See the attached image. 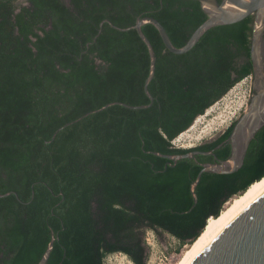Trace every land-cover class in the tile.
I'll list each match as a JSON object with an SVG mask.
<instances>
[{"label": "trees", "instance_id": "1", "mask_svg": "<svg viewBox=\"0 0 264 264\" xmlns=\"http://www.w3.org/2000/svg\"><path fill=\"white\" fill-rule=\"evenodd\" d=\"M144 17L178 48L208 19L192 0H0V264H39L51 244L47 264L114 254L147 264L148 232L190 246L264 178V126L238 172H205L197 186L213 157L155 154L192 153L174 141L252 76L254 16L210 29L183 55L144 25L153 105L101 110L151 103L149 50L137 30L115 28ZM234 126L197 149L229 159Z\"/></svg>", "mask_w": 264, "mask_h": 264}, {"label": "water", "instance_id": "2", "mask_svg": "<svg viewBox=\"0 0 264 264\" xmlns=\"http://www.w3.org/2000/svg\"><path fill=\"white\" fill-rule=\"evenodd\" d=\"M192 1L200 3L201 9L208 16V19L194 31L188 42L181 48L173 44L165 27L152 17L139 18L136 24L128 29L114 26L116 29L123 31L137 30L149 50L151 59L150 73L145 82L144 90L151 103L131 106L122 102H114L106 105L101 110L113 105H121L134 110L148 109L153 105L154 97L149 91V85L156 74L157 57L152 43L142 30L144 25L152 24L158 30L167 50L177 55H183L191 51L210 29L217 26L237 24L250 16H254L251 61L253 66V90L257 91L258 94L235 124L227 140L231 145V156L229 159L220 160L213 152H201L204 155L215 156L217 163L200 164L203 169L195 182L194 186H197L205 172L221 175H230L238 172L244 164L251 141L264 126V0ZM106 22L109 23V21ZM104 23L101 24V28ZM155 154L163 158L173 159L175 162L181 158L194 157L192 153L175 157ZM6 195H0V197ZM51 247L39 264H47ZM188 264H264V188L225 220L196 251Z\"/></svg>", "mask_w": 264, "mask_h": 264}, {"label": "rangeland", "instance_id": "3", "mask_svg": "<svg viewBox=\"0 0 264 264\" xmlns=\"http://www.w3.org/2000/svg\"><path fill=\"white\" fill-rule=\"evenodd\" d=\"M23 1L20 0V2ZM253 91L251 76L238 83L204 116L199 117L188 131L174 141V145L180 148H192L201 144L216 132L225 130L232 121L239 118L247 110ZM147 243L150 248V257L147 264H177L188 247H180L177 239L163 232H148ZM106 264L134 263L123 254H114L106 259Z\"/></svg>", "mask_w": 264, "mask_h": 264}, {"label": "bare ground", "instance_id": "4", "mask_svg": "<svg viewBox=\"0 0 264 264\" xmlns=\"http://www.w3.org/2000/svg\"><path fill=\"white\" fill-rule=\"evenodd\" d=\"M209 111V110H208ZM264 188V178L249 187L242 195L234 197L224 207L218 218L209 221L200 237L184 251L182 258L177 264H188L196 251L205 243V241L214 233V231L227 220L235 211L250 200L255 194Z\"/></svg>", "mask_w": 264, "mask_h": 264}, {"label": "flooded vegetation", "instance_id": "5", "mask_svg": "<svg viewBox=\"0 0 264 264\" xmlns=\"http://www.w3.org/2000/svg\"><path fill=\"white\" fill-rule=\"evenodd\" d=\"M258 94V92L257 91H253L252 92V95H251V97H250V100H249V104L251 103V101L253 100V98L256 96ZM246 111H244L243 112V114L245 113ZM243 114L242 115H240V117L239 118H237L236 120H234V121H232V123H230L229 124V126L225 129V130H221V131H219V132H216V134H214V135H212V136H210L209 138H207L204 142H202L201 144H199V145H197V146H195V148L192 150V154H193V156L194 157H201V156H208V157H213V160L211 161H207V162H205L204 164H210V163H212V164H216L217 163V158H215V156H213V155H204V154H201V152H205L204 150H202V149H197V147H199V146H203V145H207V144H210V143H213L214 141H217L226 131H227V129L230 127V126H232L233 124L235 125L239 120H240V118L243 116ZM213 153H214V151H212ZM219 159V158H218Z\"/></svg>", "mask_w": 264, "mask_h": 264}]
</instances>
